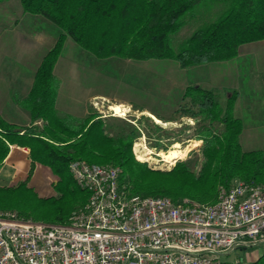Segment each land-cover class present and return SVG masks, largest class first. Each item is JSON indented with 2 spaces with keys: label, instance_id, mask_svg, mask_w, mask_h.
<instances>
[{
  "label": "trees",
  "instance_id": "16d2710c",
  "mask_svg": "<svg viewBox=\"0 0 264 264\" xmlns=\"http://www.w3.org/2000/svg\"><path fill=\"white\" fill-rule=\"evenodd\" d=\"M5 1L8 0L0 3ZM18 1L24 14L44 17L60 33L44 54L25 99L29 125L17 131V125L0 115V170L10 147L15 145L28 148L31 162L49 167L56 177L69 170L72 160L116 166L120 169V184L129 195L167 196L173 201L188 198L212 204L220 188H229L238 181L264 186V151L244 150L240 144L243 122L232 112L236 91L222 107L214 90L190 84L168 117L151 112L164 121L188 117L195 120L197 129H202L198 136L202 143L201 159L189 156L177 160L169 170H160L137 160L133 145L141 136V127L149 124L156 133L152 147L161 148L164 128L146 115L138 118L136 124L97 112L81 118L62 116L56 109L58 85L54 74L67 38L100 59L113 56L134 62L169 59L181 68L231 60L239 54L242 44L264 41V0ZM205 1L221 2L225 9L214 21L195 29L175 52L169 43L170 36L183 27V17ZM37 121L42 124H35ZM145 129L150 137L148 128ZM198 140L194 141L195 145L199 144ZM61 182L59 178L54 187L64 197L69 189L60 187ZM22 184L27 182L18 185ZM76 186L78 205L66 213L56 207L57 216L50 223L66 224L71 213L87 202L88 192ZM14 188L0 185V209L13 210L22 219L34 220L5 195V191ZM248 264H264V248Z\"/></svg>",
  "mask_w": 264,
  "mask_h": 264
},
{
  "label": "rangeland",
  "instance_id": "374dc122",
  "mask_svg": "<svg viewBox=\"0 0 264 264\" xmlns=\"http://www.w3.org/2000/svg\"><path fill=\"white\" fill-rule=\"evenodd\" d=\"M224 9L225 5L221 2L205 1L196 6L183 17V27L170 36L171 48L178 51L184 39L198 27L214 21ZM59 33L60 29L44 17L24 14L18 0L0 3V97L4 93L27 91L30 85H16L14 80L29 79L33 82L44 54L55 44ZM54 74L58 92L67 97L77 96L78 105L83 101L88 113L97 112L134 124L146 115L164 128L166 132L161 139V148L152 147L156 133L149 124L145 127L150 137L142 126L141 136L133 145L136 159L146 154L144 160L139 161L146 162L153 169L169 170L177 160L189 156L201 159L199 148L202 143L198 136L202 134V129L196 128L195 120L182 117L176 121H164L151 113L154 111L168 117L180 102L184 88L195 83L214 90L222 107H225L229 95L236 91L237 100L232 112L243 121L240 144L244 150L264 151V41L242 44L239 54L231 60L181 68L169 59L143 62L114 56L100 59L67 38ZM114 105L121 106V114H114L110 108ZM195 140L199 141L198 145L194 144ZM176 142L184 154L172 165L164 162L159 152L169 151ZM14 150L20 157L6 158L1 173L8 177L0 179V185L15 187L5 191V195L28 213L34 219L32 221L50 223L57 216L56 207L66 213L69 208L78 205L77 186L68 169L57 177L62 179L60 187L69 189V193L62 197L63 192L54 187L57 178L49 168L33 164L28 154ZM25 181L27 184L18 185ZM51 196L54 197L51 200L41 198ZM263 248L264 243L235 249L221 255L220 260L248 264L258 257Z\"/></svg>",
  "mask_w": 264,
  "mask_h": 264
},
{
  "label": "built area",
  "instance_id": "2783aa9c",
  "mask_svg": "<svg viewBox=\"0 0 264 264\" xmlns=\"http://www.w3.org/2000/svg\"><path fill=\"white\" fill-rule=\"evenodd\" d=\"M89 196L66 224L0 209V264H240L220 256L264 243V186L236 182L204 204L129 195L116 166L72 160Z\"/></svg>",
  "mask_w": 264,
  "mask_h": 264
},
{
  "label": "crops",
  "instance_id": "0c3cea01",
  "mask_svg": "<svg viewBox=\"0 0 264 264\" xmlns=\"http://www.w3.org/2000/svg\"><path fill=\"white\" fill-rule=\"evenodd\" d=\"M14 84H16V85L27 84V85H30V87H31L32 82L29 79L23 80V79L17 78L14 80ZM195 84L199 85V83H195ZM30 87L25 92L22 91V92H13V93H6V94L4 93L0 97V115L3 118H5L7 121L17 125L18 126L17 129H21V127L28 126L30 123V114H29L28 109L26 108V104L24 103L25 99L27 97V94L30 90ZM56 109H57V111L65 114L62 116L71 115L75 118H81L84 115L88 114V111L86 110V107H85L83 101L80 102V106H79L77 96L67 97V95L63 94L62 92H60V93L58 92V95L56 97ZM239 119H241V118H239ZM35 124L41 125L42 121H37ZM10 148H11V150H10L7 157L13 156L14 159H19L20 156L16 155V152L14 150V149H16V150H21L24 153L28 154V156L30 158L28 148L19 147V146H15V145L11 146ZM47 168H49V167H47ZM2 169L3 168H1V170H0V179L5 180V179H7L6 177H8V175L1 173ZM53 176L55 178H57L55 175H53ZM55 181H58V178L55 179Z\"/></svg>",
  "mask_w": 264,
  "mask_h": 264
},
{
  "label": "bare ground",
  "instance_id": "6f19581e",
  "mask_svg": "<svg viewBox=\"0 0 264 264\" xmlns=\"http://www.w3.org/2000/svg\"><path fill=\"white\" fill-rule=\"evenodd\" d=\"M110 108L114 112L115 115H119L123 111V109L121 108L120 105H114V106H111ZM141 151H143V150H141ZM183 154H184V152L181 149L180 144L177 143V142L173 144L172 148L169 151H167V152H159V155L162 157V160L164 162L170 163L172 165L174 164L176 159L182 158ZM144 155H146V154H144ZM144 155H139L138 159L139 160H144V157H143Z\"/></svg>",
  "mask_w": 264,
  "mask_h": 264
},
{
  "label": "water",
  "instance_id": "95a60500",
  "mask_svg": "<svg viewBox=\"0 0 264 264\" xmlns=\"http://www.w3.org/2000/svg\"><path fill=\"white\" fill-rule=\"evenodd\" d=\"M21 129H17V131H20Z\"/></svg>",
  "mask_w": 264,
  "mask_h": 264
}]
</instances>
